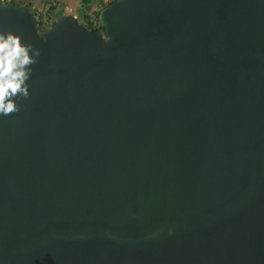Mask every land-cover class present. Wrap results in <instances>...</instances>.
Segmentation results:
<instances>
[{
  "label": "water",
  "instance_id": "1",
  "mask_svg": "<svg viewBox=\"0 0 264 264\" xmlns=\"http://www.w3.org/2000/svg\"><path fill=\"white\" fill-rule=\"evenodd\" d=\"M0 30L39 49L0 115V264H264V0H113Z\"/></svg>",
  "mask_w": 264,
  "mask_h": 264
},
{
  "label": "clouds",
  "instance_id": "2",
  "mask_svg": "<svg viewBox=\"0 0 264 264\" xmlns=\"http://www.w3.org/2000/svg\"><path fill=\"white\" fill-rule=\"evenodd\" d=\"M39 56V49L24 42L21 34L0 30V115L19 111L17 97H29L31 66Z\"/></svg>",
  "mask_w": 264,
  "mask_h": 264
},
{
  "label": "crops",
  "instance_id": "3",
  "mask_svg": "<svg viewBox=\"0 0 264 264\" xmlns=\"http://www.w3.org/2000/svg\"><path fill=\"white\" fill-rule=\"evenodd\" d=\"M15 3L20 2L26 4L27 7L23 8L35 13L37 10L43 12L42 18L47 21V24L52 26L56 22V18L61 13L68 12L66 9L67 5L72 7V13L79 16L82 12L84 15L96 16L98 9L105 6L107 3H103L102 0H13ZM87 2L84 6L81 2ZM62 6V8H61ZM46 17V18H45ZM49 26V27H50Z\"/></svg>",
  "mask_w": 264,
  "mask_h": 264
},
{
  "label": "built area",
  "instance_id": "4",
  "mask_svg": "<svg viewBox=\"0 0 264 264\" xmlns=\"http://www.w3.org/2000/svg\"><path fill=\"white\" fill-rule=\"evenodd\" d=\"M11 1H13V0H0V3H6V2H11ZM112 0H102V2L103 3H109V2H111ZM66 9H67V11L68 12H72V7L70 6V5H67L66 6ZM36 16H37V18L38 19H40V18H42V16H43V12L41 11V10H37L35 13H34ZM91 22H92V24H93V26H94V28H98L99 27V25H98V17H94L92 20H91ZM86 24V23H85ZM87 25V24H86ZM88 26V25H87ZM89 27V26H88Z\"/></svg>",
  "mask_w": 264,
  "mask_h": 264
},
{
  "label": "trees",
  "instance_id": "5",
  "mask_svg": "<svg viewBox=\"0 0 264 264\" xmlns=\"http://www.w3.org/2000/svg\"><path fill=\"white\" fill-rule=\"evenodd\" d=\"M113 1V0H112ZM14 2V1H13ZM110 3V2H109ZM104 7V6H103ZM99 13V12H98ZM98 13L96 14V17L98 16ZM95 17V16H94ZM90 15H84V19H85V23L93 30H96L98 31L100 29V27L98 28H94L91 20L94 18ZM55 24V23H54ZM50 25H47V22L43 19V18H40L39 19V29H45L47 27H49Z\"/></svg>",
  "mask_w": 264,
  "mask_h": 264
},
{
  "label": "rangeland",
  "instance_id": "6",
  "mask_svg": "<svg viewBox=\"0 0 264 264\" xmlns=\"http://www.w3.org/2000/svg\"><path fill=\"white\" fill-rule=\"evenodd\" d=\"M88 2V1H87ZM86 2V3H87ZM84 6H86V3L85 2H81ZM20 4L22 5V6H24V7H27L26 6V4H24V3H22V2H20ZM61 8H62V6H61ZM100 10H101V8L100 9H98V12H100ZM99 14V13H98ZM44 18V17H43ZM46 18V17H45ZM78 18H79V20L81 21V22H85V19H84V14H82V12L79 14V16H78ZM46 21V20H45ZM47 22V21H46ZM47 25H49V24H47ZM41 31L43 30V29H40Z\"/></svg>",
  "mask_w": 264,
  "mask_h": 264
}]
</instances>
